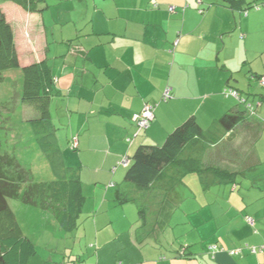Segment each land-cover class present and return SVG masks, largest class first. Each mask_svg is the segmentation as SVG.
<instances>
[{
	"label": "crops",
	"instance_id": "crops-1",
	"mask_svg": "<svg viewBox=\"0 0 264 264\" xmlns=\"http://www.w3.org/2000/svg\"><path fill=\"white\" fill-rule=\"evenodd\" d=\"M66 1L72 5L63 19L73 34L62 36L55 45L49 42V22L35 17L37 12L11 2L1 8L12 26L21 67L43 60L50 65L57 85L49 103L65 93L78 100L76 107L65 111L71 130L67 148L77 158L71 155L66 166L50 121L51 143L64 174L82 183L80 218L93 217L98 227L106 216L109 224L97 230L89 248L96 258L87 260L82 246V253L74 246L68 255V234L53 214L31 207L42 230L31 236L20 232L37 248L29 264H103L105 256L111 258L105 264H264V88L257 79L264 75V6L239 12L222 0ZM14 17H18L15 23ZM257 85L260 91L255 92ZM230 88L247 105L259 106L257 117L252 125L240 126L206 146L203 164L205 169L221 168L234 176L191 172L174 186L172 178L178 173L174 165L171 178L148 189L125 181L127 169L119 165L121 160L131 159L142 145H163L188 118L195 117L210 137L218 134L222 116L238 108L239 101L225 95ZM146 105L155 108L154 120L138 133L133 116ZM231 133L236 134V146L226 157L230 168L221 164V158L220 165H211L207 153ZM203 144L189 145L182 158L197 155ZM250 145L248 163L241 148ZM83 168L90 170L84 173ZM121 196L126 201L119 202ZM139 201L145 204L142 214ZM12 215L16 219L13 211ZM120 222L136 230L127 256L120 254L117 243L107 248L121 237L111 230ZM79 224L80 228V219ZM43 238L46 248L40 252ZM57 239L64 241L62 251L60 245L50 248ZM185 246L188 256L183 258L179 252ZM211 246L218 251L211 252ZM248 247L260 252L251 253ZM237 249H242L239 255H230Z\"/></svg>",
	"mask_w": 264,
	"mask_h": 264
},
{
	"label": "trees",
	"instance_id": "trees-1",
	"mask_svg": "<svg viewBox=\"0 0 264 264\" xmlns=\"http://www.w3.org/2000/svg\"><path fill=\"white\" fill-rule=\"evenodd\" d=\"M0 1L14 3L27 12L35 13L38 10V5L44 0ZM1 2L0 71L22 69L24 72L25 97L23 98L26 99L24 101H37L41 107L39 115L31 118L29 123L36 136H44L40 139L41 149L53 165L57 160V152L49 153V147L52 150L56 148L51 147L50 142H48L53 132L51 133V128H49L50 120L46 111L55 84L52 69L46 60L31 67H21L14 32L1 8ZM222 2L232 10L239 12H247L252 8L259 10L264 6V0H222ZM263 78L264 75L257 77L260 84ZM242 100L239 101L237 110L222 116L217 127L219 133L212 137L203 131L195 117H190L168 135L163 145L140 146L131 158L130 165L126 168L125 181L138 188L148 189L160 181L171 178L170 172L173 171L174 165H177V172L179 173L175 174L174 179L172 178L174 186L191 172H198L203 175L206 170H210L209 172H213L216 177L231 178L234 176L228 170L221 168L210 167L205 169L203 156L207 147L220 142L225 134L240 126L253 124L259 106L247 105L246 101ZM263 102L264 97L261 103ZM197 142L204 143L203 151L195 156L182 158L181 154L184 149ZM72 149L75 148L72 147ZM7 157L8 159L0 158V264H29L31 259L37 255V248L29 237L20 234L17 220L12 215L8 201L19 200L26 206L39 208L53 214L60 228L65 233L70 234L78 230L80 225L79 219L84 204L82 183L77 177L66 174L63 176L56 171V179L53 182L46 185H33L21 195L20 191L23 184L28 183L26 181L29 178V173L24 172L22 167L16 169L17 165L12 163V156ZM124 201H126V197L121 196L119 202ZM140 212L143 213L141 206ZM179 256L185 258L188 255L181 256L179 252Z\"/></svg>",
	"mask_w": 264,
	"mask_h": 264
},
{
	"label": "rangeland",
	"instance_id": "rangeland-1",
	"mask_svg": "<svg viewBox=\"0 0 264 264\" xmlns=\"http://www.w3.org/2000/svg\"><path fill=\"white\" fill-rule=\"evenodd\" d=\"M71 3L72 2H67L66 0H45V3L43 5H38L37 14L35 13V17H44L49 22L47 30L49 42L52 45H55L54 41H59L62 36H68L70 34H73L72 29L70 28V24L67 23V21H64L63 19L65 11L69 8L70 5H72ZM1 4L4 3L1 2ZM17 18L18 17H14L12 22L15 23ZM36 36L37 34L31 35V38ZM31 38H29V40H31ZM31 66L32 65L25 66L22 68H27ZM55 77H59L58 70L55 71ZM55 85H57V83H55ZM24 87L25 76L22 69H8L0 71V158L3 157V159H8L7 156H12V163L17 165V167L15 168L19 169L22 167L24 172L29 173V178L26 181L28 183L23 184L20 191L21 195L27 192L28 189L33 185H46L53 182L56 179L57 172L64 176L60 159L56 158L57 160L55 161V164L52 165V163L48 160L47 156L42 152L40 139L44 136H36L34 134V130L32 129L29 123L31 118H33L34 116H38L41 107L39 106L37 101H24L26 100L25 98H23L25 97ZM255 89V92L260 91V86L257 85ZM72 95L75 96L76 93ZM49 101L47 104L46 111L49 113L48 116L50 117V121L57 130L59 142L58 145L62 152L63 159L66 160V166L68 167L71 162L72 150H68L67 140L71 134V130H69L70 124L68 123L69 114L65 111L69 107H76L78 105V100L75 97H70L69 93H65L64 97L54 96L51 103H49ZM75 117L73 116V118ZM235 135V133H231L230 135L226 136L223 142L221 143L220 147L207 153L210 155V158H212L213 163L211 165H220L218 164V162L220 163L221 158L223 160V163L221 164H224L226 168H230L228 166L230 163L227 161L228 159L226 157H229V154L232 152V150L235 149ZM51 141L52 139L50 138L48 142H50V145L52 147L53 145ZM56 150L57 149L52 150L49 147L50 154L56 153ZM67 150L70 152L67 153ZM251 152V145L250 148H247L246 150H244V148H241V153H243V155H246V161L248 163L251 162L252 159V155L250 154ZM72 156L77 158L76 154ZM75 162L76 164H79L80 160L76 159ZM54 165L57 167V169ZM83 170L84 173H88V170L90 169L83 168ZM8 203L10 209L13 211L16 217L18 227L22 233L28 236H31V234L35 232L39 234L41 233L42 222L37 217V211L32 210L31 206H26L22 204L19 200H9ZM137 203L141 207H144L145 205L142 201H139ZM117 211L120 210L118 209ZM109 213L114 214L115 212L113 213L109 211L107 214ZM85 217L86 214L81 215L80 222L82 225L80 226V228L75 233L68 234V244L70 250L68 255H70L71 248H73L74 246L76 250H79L82 253L80 248L82 246V249L86 254V259L95 260V251L90 250L89 248L91 244H94L93 239L97 234V230L100 231V228H102L103 225L109 223H105L107 222V217L105 216L104 219L98 221L97 227L96 221L93 217ZM132 226V224L123 226L122 222H120V224H118V226L116 227L112 225L111 230L114 232V234H117V236L121 237L118 238L116 241H111L110 243H108L107 248L113 246V243H117L118 246L122 247L120 254L123 256H127L128 253H130V250L132 249V245L135 244L131 240L132 237L135 236L133 232H136L135 229H131ZM150 240L153 241V238H151ZM58 245L62 246L60 248L61 251L63 250V248H65L64 241L60 242L58 241V239L52 244L50 248H53L54 250L59 249L57 247ZM38 248L40 252H42L46 248L45 238L39 241ZM99 249L100 248L98 247V258ZM87 251H89V254H87ZM109 257L110 256L103 257L101 263L105 264L107 261L109 262L111 259Z\"/></svg>",
	"mask_w": 264,
	"mask_h": 264
},
{
	"label": "built area",
	"instance_id": "built-area-1",
	"mask_svg": "<svg viewBox=\"0 0 264 264\" xmlns=\"http://www.w3.org/2000/svg\"><path fill=\"white\" fill-rule=\"evenodd\" d=\"M172 12L175 11V8H171L170 9ZM261 85L264 87V78L262 79L261 81ZM225 95L228 96V97H233L235 99H237L238 101H243L240 94L236 91V90H233V89H227L225 91ZM169 97V94L166 93L165 95V98H168ZM154 112H155V108L151 105H146L144 110L139 113V114H136L133 116V120L136 122L137 126H138V133L140 132H143L145 130H147L150 126V124L153 122L154 120ZM128 142H131L130 139H128ZM76 144L75 145H72L73 148H75ZM131 163V159L128 158V157H125L121 160V162L119 163L120 166L122 167H125L127 168ZM250 223H252V220L249 219L248 220ZM249 248V247H248ZM210 250L211 252H216L218 251L217 247L216 246H211L210 247ZM250 252L251 253H257V252H260V249H256V248H249ZM263 250V249H261ZM242 252V249H237V250H234V251H231L230 252V255L234 256V255H239L240 253ZM180 255L181 256H185L187 255V246L183 247L181 250H180Z\"/></svg>",
	"mask_w": 264,
	"mask_h": 264
}]
</instances>
